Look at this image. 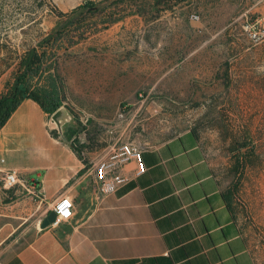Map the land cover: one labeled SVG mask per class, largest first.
Here are the masks:
<instances>
[{
    "label": "rangeland",
    "instance_id": "1",
    "mask_svg": "<svg viewBox=\"0 0 264 264\" xmlns=\"http://www.w3.org/2000/svg\"><path fill=\"white\" fill-rule=\"evenodd\" d=\"M84 1L0 0V95L20 57L55 27L58 10ZM138 4L142 15L58 55L54 74L65 87L64 101L86 127L78 137L86 162L105 160L117 139L151 145L196 131L264 258V41L250 43L239 19L249 11L264 20V0ZM240 144L248 147L238 171Z\"/></svg>",
    "mask_w": 264,
    "mask_h": 264
},
{
    "label": "crops",
    "instance_id": "2",
    "mask_svg": "<svg viewBox=\"0 0 264 264\" xmlns=\"http://www.w3.org/2000/svg\"><path fill=\"white\" fill-rule=\"evenodd\" d=\"M52 130L27 99L0 131V264H264L196 132L140 145L145 173L130 163V182L98 200L85 150L84 161ZM7 171L38 179L35 193L4 189ZM63 197L72 218L42 229Z\"/></svg>",
    "mask_w": 264,
    "mask_h": 264
},
{
    "label": "trees",
    "instance_id": "3",
    "mask_svg": "<svg viewBox=\"0 0 264 264\" xmlns=\"http://www.w3.org/2000/svg\"><path fill=\"white\" fill-rule=\"evenodd\" d=\"M141 0H86L69 12H57L58 21L52 31L38 44L27 50L17 64V70L6 86V91L0 95V131L11 119L23 101L30 99L36 102L49 118L63 106L65 87L54 74L59 52L68 50L80 43L89 40L100 32L123 21L130 15H142L139 9ZM149 0H142L146 3ZM170 3L173 0H160ZM183 0H177L182 2ZM122 5H128L130 12L121 14ZM100 20L98 26L94 20ZM75 125L66 128L65 141L71 144L77 156L84 160V145L79 143L78 137L86 131V127L75 119ZM194 131V130H192ZM196 132V131H194ZM51 135L59 138L57 130H52ZM246 144L237 148V170L243 167L241 158L242 150ZM253 150L251 149V154ZM85 161V160H84ZM229 203L233 202V191L225 197Z\"/></svg>",
    "mask_w": 264,
    "mask_h": 264
},
{
    "label": "built area",
    "instance_id": "4",
    "mask_svg": "<svg viewBox=\"0 0 264 264\" xmlns=\"http://www.w3.org/2000/svg\"><path fill=\"white\" fill-rule=\"evenodd\" d=\"M251 12L246 11L240 14L239 19L243 20V30L246 38L253 45H258L264 41V20L263 17L253 18ZM196 19V16H193ZM111 135L114 134L110 130ZM107 158L97 164H92L89 172L93 178L94 195L98 200L116 193L119 189L130 182V178L124 174L127 165L134 162L137 165L135 176H141L146 171V165L143 161L142 147L134 142H125L121 139L115 140L112 144ZM3 187L6 190L16 189L18 186H24L26 190L34 194L39 181L31 179L23 180L18 172L7 171L3 176ZM75 203L70 197L61 198L54 206L56 219L50 226L70 220L73 216Z\"/></svg>",
    "mask_w": 264,
    "mask_h": 264
},
{
    "label": "water",
    "instance_id": "5",
    "mask_svg": "<svg viewBox=\"0 0 264 264\" xmlns=\"http://www.w3.org/2000/svg\"><path fill=\"white\" fill-rule=\"evenodd\" d=\"M50 120L54 125L55 130L58 131L60 138L65 141L64 133L66 130V126L68 124L75 123L74 116L71 113V109L67 105H63L50 117ZM55 219L56 213L54 211H51L46 218L41 220L40 227L42 229L49 227L55 221Z\"/></svg>",
    "mask_w": 264,
    "mask_h": 264
}]
</instances>
